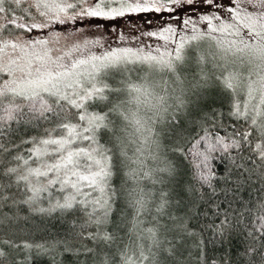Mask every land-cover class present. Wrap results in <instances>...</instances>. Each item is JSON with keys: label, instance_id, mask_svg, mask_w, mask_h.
<instances>
[{"label": "snow or ice", "instance_id": "snow-or-ice-1", "mask_svg": "<svg viewBox=\"0 0 264 264\" xmlns=\"http://www.w3.org/2000/svg\"><path fill=\"white\" fill-rule=\"evenodd\" d=\"M12 4L22 16L14 15ZM9 12L3 17L8 23L0 25V226L11 227L28 213L70 219L71 228L44 243L0 238V264H29V255H51V264H58L61 248L91 264H192V256L195 264H215L208 244L230 240L233 233L248 241L244 264H264V0H0V14ZM134 16L157 28L132 36L163 40V53L111 47L106 36L127 43L125 30H139ZM119 20L125 22L121 28L112 23ZM197 23H205L207 31H199ZM105 24L106 32H100ZM188 30L190 37L182 34ZM205 39L237 58L235 70L221 74L231 99V134L209 133L184 148L177 133L169 150L176 159L162 155L158 141L147 140L129 157L119 135V121L127 116L111 99L120 89L104 77L113 69L131 71L127 66L137 63L171 70L170 45L180 60L187 44ZM142 90L143 85L128 88L129 94ZM94 101L97 106L107 101L108 111L92 110ZM165 105L156 109L157 116L168 111ZM20 126L37 135L17 143L12 136ZM181 159L191 169L187 200L173 187L181 183ZM216 160L227 162L223 174L216 172ZM253 176L261 183L259 198L237 199ZM230 191L239 208L228 200ZM219 195L227 203L224 211ZM203 204L215 207V219L209 223L205 214L200 226ZM128 209L134 234L126 228Z\"/></svg>", "mask_w": 264, "mask_h": 264}, {"label": "trees", "instance_id": "trees-1", "mask_svg": "<svg viewBox=\"0 0 264 264\" xmlns=\"http://www.w3.org/2000/svg\"><path fill=\"white\" fill-rule=\"evenodd\" d=\"M27 5H22L25 7ZM8 9V8H6ZM5 15L9 17L12 15L11 12L7 14H0V19L3 21V25L7 24ZM14 15L16 17L22 16L23 13L21 10L15 9ZM10 30H12L10 28ZM7 35V32L4 33ZM164 76L159 79V93L160 95L165 94L167 86H162L164 82ZM166 87V88H165ZM185 87L181 90L174 93L172 98L167 99V103L165 107L168 108V111L162 113L161 116L156 115V110L150 112V108L144 106L147 112H143L140 114V125L135 126L133 123L134 120L138 121V119L134 116H129L127 112V122L121 119L119 121V135L125 141V151L129 157H133L136 154V149L145 145L146 140L150 143L151 141H158L160 144L161 154H167L169 159H176L169 151L171 148L175 147L177 143V133L181 135L184 139L180 141L181 147L187 148L189 142H195L198 137L208 135L209 133L219 132L220 135L231 134L232 129L235 127L232 118L228 115L229 109L231 107V101H229V97L226 92V100H223L220 104L212 105L206 112H200L201 110L195 108L188 112L184 106L181 107V102L184 97ZM167 93V92H166ZM117 94H113L111 99L114 104L122 105L123 96L120 94V98L116 97ZM167 97V95H166ZM179 98V99H177ZM229 99V100H228ZM107 101L99 102L97 106V102H93L92 110L107 112L108 109L105 107ZM122 112L123 110L120 109ZM152 119L150 120L149 117ZM174 119L176 121H174ZM129 120V121H128ZM75 122V121H74ZM13 127H17L13 125ZM37 135V132L30 127L20 126L19 130L12 136L13 140H16L19 143L21 138L27 139L30 136ZM7 139V137L5 138ZM128 142V143H127ZM111 146V145H109ZM127 146V147H126ZM27 147V145H25ZM147 151V149H145ZM179 156H183V153H178ZM235 155V153H233ZM180 163V185L173 186L175 187V194L182 196L185 200L189 199L192 196L191 189L189 188L188 181L191 179V169L189 168V164L187 160L181 159ZM215 170L219 174H223L227 167V162L224 160H216L214 161ZM251 167V165H249ZM128 169L125 168L124 172H127ZM115 180V177H114ZM253 183L245 185L244 188L241 189L239 193H236L237 199H242L244 202H248L251 198L253 201H256L260 193L257 189L261 186L260 181L256 176L252 178ZM149 187L151 185L149 184ZM157 187H161L157 185ZM197 187H199L197 185ZM217 187H222V185L217 184ZM169 191H172L169 188ZM232 193L229 192L228 200L232 201L233 208H239L240 204L237 201L232 200ZM217 199V203L221 206V211H224L227 208V203L224 201V197L219 195ZM128 215L126 219V228L130 232V234H134L135 232V221L134 216L132 215V210L128 209ZM201 215L199 219L200 226H203L205 222V214H207V222H211L215 217L212 213L215 211L214 206H209L208 204H203L199 209ZM22 219L20 221L15 222L11 227L0 226V238L8 239L12 238L17 241V243H44L48 238L59 235L60 237H64L69 234V230L71 228V221L60 219L57 220L55 216H31L28 213H21ZM123 216V214H122ZM223 219V216L220 217ZM194 225L197 221L192 222ZM219 223V220H217ZM120 236L124 237L125 243L131 244V239L128 236H125L124 232L120 233ZM247 239L243 234L233 233L230 240H227L223 243L208 244V250L211 255L215 258V264H244L243 259L241 258L244 253V248L247 243ZM70 244L76 243L69 239ZM4 251H8L6 247H4ZM15 255V254H13ZM17 259H21V257L17 256ZM192 264H195V257L192 256ZM56 260L58 264H91L88 261V258L84 255H79L73 253H66L62 250H59V254L56 256ZM29 264H51L52 256H37L33 257L32 255L28 256ZM5 264H9L8 261H5Z\"/></svg>", "mask_w": 264, "mask_h": 264}, {"label": "rangeland", "instance_id": "rangeland-1", "mask_svg": "<svg viewBox=\"0 0 264 264\" xmlns=\"http://www.w3.org/2000/svg\"><path fill=\"white\" fill-rule=\"evenodd\" d=\"M224 4H228L229 0H223ZM5 8H9V4L5 3ZM26 7V6H25ZM11 9L16 8L15 4L11 5ZM201 12L206 11L205 9H200ZM149 17L151 14H148ZM165 17L167 14H164ZM159 19V17H157ZM8 23V20H6ZM91 23H102L101 21L93 20ZM118 28L123 27L124 20L114 21ZM133 25H140L139 30L136 28L126 29L125 33L128 36L130 42L127 43H118L115 40V35L112 34L111 37L106 36V39H111V47H131L134 50L137 48H143L144 53L151 52L152 55H158L163 53L165 49L161 47L163 45V40H157L156 38L141 37L140 41H137L135 37L132 36V33L135 32L136 35H139L140 32L156 30L157 25L153 22L152 25L146 23L144 19H139L137 17H132ZM0 25H3V21L0 19ZM71 28L75 29L78 25H71ZM108 25L105 24L104 28H101L100 32H106ZM197 29L201 32H206L205 23H197ZM191 26H189V29ZM61 32L64 30V26H59ZM188 37L192 36L193 33L188 30L185 33H182ZM33 36H36L37 33H32ZM39 35H44V33H39ZM218 38L225 39L226 37L221 36L219 33H216ZM7 36V35H6ZM210 42L208 40L200 41H191L184 48L181 53L182 59L176 60L175 57L177 53L173 51V45H170L167 49L170 52L171 59L173 60V68L170 70L166 67H151L148 64H134L128 65L127 67L131 71H120L117 69L109 70L107 75L104 77L105 81L108 82L113 88L120 89L116 97L120 98V94L123 96V104L120 105L122 113L126 116L128 113L129 116H134L138 120L140 119V114L147 112L144 108L146 105L137 104L133 102V94H129L128 88L130 85H145L151 83L157 87L159 91V79L164 76V82L162 86H167L165 94L162 93V96L167 95V99L172 98L174 93L181 90L183 87L184 97L182 99L181 107L184 106L185 109L190 112L191 110L198 108L200 112H206V109L212 105H217L226 100V90L222 87V76L227 75L228 71H234L235 66L232 64V61H236V57L231 53L225 55L222 49L216 47H210ZM159 49V53L156 52V49ZM96 54H100L102 50L94 49ZM169 59V57H165ZM239 62L237 61V64ZM123 68L124 66H119ZM227 68V71H225ZM243 71V68L240 69ZM166 88V87H165ZM229 97V95L227 96ZM230 99V97H229ZM228 99V100H229ZM231 101V99L229 100ZM118 104V103H116ZM153 109H150V112H153ZM151 117L153 116L152 114ZM125 120V119H123ZM127 120V119H126ZM125 120V122H127ZM129 121V120H128ZM174 121H176L174 119ZM141 122V120H140ZM135 126L137 124L136 119L133 122Z\"/></svg>", "mask_w": 264, "mask_h": 264}, {"label": "clouds", "instance_id": "clouds-1", "mask_svg": "<svg viewBox=\"0 0 264 264\" xmlns=\"http://www.w3.org/2000/svg\"><path fill=\"white\" fill-rule=\"evenodd\" d=\"M133 102L156 110L167 103V97L160 95L157 87L149 83L143 85V90L140 93H133Z\"/></svg>", "mask_w": 264, "mask_h": 264}, {"label": "bare ground", "instance_id": "bare-ground-1", "mask_svg": "<svg viewBox=\"0 0 264 264\" xmlns=\"http://www.w3.org/2000/svg\"><path fill=\"white\" fill-rule=\"evenodd\" d=\"M128 143V142H127ZM127 147V146H126Z\"/></svg>", "mask_w": 264, "mask_h": 264}]
</instances>
